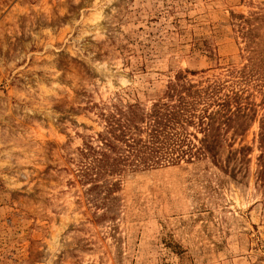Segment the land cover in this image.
<instances>
[{
	"label": "rangeland",
	"instance_id": "rangeland-1",
	"mask_svg": "<svg viewBox=\"0 0 264 264\" xmlns=\"http://www.w3.org/2000/svg\"><path fill=\"white\" fill-rule=\"evenodd\" d=\"M171 85L215 157L93 168ZM262 135L264 0H0V264H264Z\"/></svg>",
	"mask_w": 264,
	"mask_h": 264
},
{
	"label": "trees",
	"instance_id": "trees-1",
	"mask_svg": "<svg viewBox=\"0 0 264 264\" xmlns=\"http://www.w3.org/2000/svg\"><path fill=\"white\" fill-rule=\"evenodd\" d=\"M190 91V87L171 85L165 92L168 101L153 104L149 113L138 116L130 108L128 112L134 113L136 119L128 112L108 117L107 130L99 135L100 145L89 146L87 156H91L93 168L112 170L124 164L157 166L182 160L189 162L206 155L215 157L220 127L229 125L236 116V108L231 111L225 100L217 103L216 110L198 109L197 99L186 98L191 95ZM193 94L198 97L199 92ZM189 126L195 131H188ZM197 132L202 134L199 139ZM260 140L264 148V135ZM259 161L264 167V153ZM261 174L264 176V168Z\"/></svg>",
	"mask_w": 264,
	"mask_h": 264
}]
</instances>
